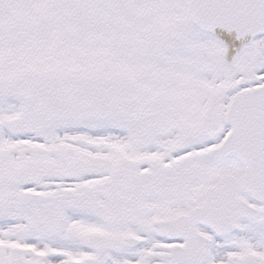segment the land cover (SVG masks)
I'll return each mask as SVG.
<instances>
[{"label": "snow or ice", "instance_id": "1", "mask_svg": "<svg viewBox=\"0 0 264 264\" xmlns=\"http://www.w3.org/2000/svg\"><path fill=\"white\" fill-rule=\"evenodd\" d=\"M0 264H264V0H0Z\"/></svg>", "mask_w": 264, "mask_h": 264}]
</instances>
